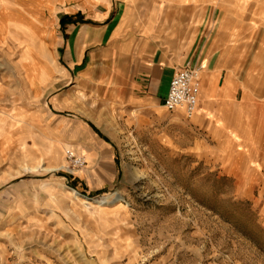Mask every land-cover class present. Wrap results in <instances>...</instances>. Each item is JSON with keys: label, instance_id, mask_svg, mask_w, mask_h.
Returning a JSON list of instances; mask_svg holds the SVG:
<instances>
[{"label": "rangeland", "instance_id": "1", "mask_svg": "<svg viewBox=\"0 0 264 264\" xmlns=\"http://www.w3.org/2000/svg\"><path fill=\"white\" fill-rule=\"evenodd\" d=\"M166 1L158 15L180 51L201 19L195 10L210 5L236 67L248 60L251 79L237 96L250 94L248 138L216 129V115L125 108L116 95L89 117L71 112L95 122L115 152L113 169L89 166L80 146L47 126V64L2 27L18 10L0 7V264H264V78L258 83L253 68L264 0ZM125 2L134 15L150 12L148 0ZM187 3L195 10L179 5ZM229 123L243 132V122ZM69 151L85 165L73 168Z\"/></svg>", "mask_w": 264, "mask_h": 264}, {"label": "crops", "instance_id": "2", "mask_svg": "<svg viewBox=\"0 0 264 264\" xmlns=\"http://www.w3.org/2000/svg\"><path fill=\"white\" fill-rule=\"evenodd\" d=\"M148 2L150 12L141 16L134 15L125 0H54V4L49 0H0L5 11L18 10L16 21L10 19L0 26L29 40L36 60L47 64V82L40 85L54 87L47 97V126H53L50 131L62 138L61 143L80 146L89 166L97 170L105 165L113 169L115 152L99 126L92 120H81L78 114L89 117V109L111 102L116 95L125 108H164L175 71L187 65H204L196 115L208 119L216 115L215 128L225 126L237 142L246 140L244 135L250 133L246 113L249 92L243 90V101L237 100L251 79L246 70L248 60L237 68L234 44L229 40L223 47L217 10L210 5L195 10L188 9V3L179 4L187 12L201 13L182 52L178 40L163 32L158 15L168 2ZM232 19L233 14L227 11L223 24ZM253 68L259 72L255 79L262 82L264 42L253 58ZM79 90L89 99L81 98ZM73 111L78 114H71ZM231 121L243 122V132L238 125L230 126ZM110 176L114 178L115 172Z\"/></svg>", "mask_w": 264, "mask_h": 264}, {"label": "built area", "instance_id": "3", "mask_svg": "<svg viewBox=\"0 0 264 264\" xmlns=\"http://www.w3.org/2000/svg\"><path fill=\"white\" fill-rule=\"evenodd\" d=\"M204 71L203 63L187 65L175 71L169 87V92L164 100L163 106L170 112H177L184 107L187 117L191 118L196 114L198 98L201 88V77ZM73 168H80L85 165L82 156L69 151Z\"/></svg>", "mask_w": 264, "mask_h": 264}, {"label": "bare ground", "instance_id": "4", "mask_svg": "<svg viewBox=\"0 0 264 264\" xmlns=\"http://www.w3.org/2000/svg\"><path fill=\"white\" fill-rule=\"evenodd\" d=\"M198 100H199V98H198ZM198 106V105H197ZM179 109H184V107H181V108H179ZM185 110V109H184ZM197 112H198V107H197V111H196V114H197ZM80 194V193H79ZM100 203V202H99Z\"/></svg>", "mask_w": 264, "mask_h": 264}]
</instances>
